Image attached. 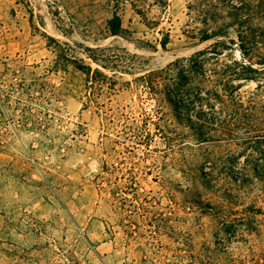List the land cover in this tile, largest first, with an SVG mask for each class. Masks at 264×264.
I'll list each match as a JSON object with an SVG mask.
<instances>
[{
    "label": "rangeland",
    "instance_id": "1",
    "mask_svg": "<svg viewBox=\"0 0 264 264\" xmlns=\"http://www.w3.org/2000/svg\"><path fill=\"white\" fill-rule=\"evenodd\" d=\"M193 54L247 100L264 0H0V264H90L93 220L124 264H264V132L183 106Z\"/></svg>",
    "mask_w": 264,
    "mask_h": 264
},
{
    "label": "trees",
    "instance_id": "2",
    "mask_svg": "<svg viewBox=\"0 0 264 264\" xmlns=\"http://www.w3.org/2000/svg\"><path fill=\"white\" fill-rule=\"evenodd\" d=\"M245 3H242L240 6H234L236 10V18H241L239 15L242 9L245 7ZM240 12V13H239ZM107 28L109 32L113 35L124 34V26H123V18L118 12H114L112 17L108 20ZM209 35H206L204 39L208 38ZM164 48L167 47L168 41L167 39L161 42ZM198 53V52H197ZM204 53V50L199 51V54ZM180 59L177 60L176 63H179ZM187 61H191L189 63V68L179 69L177 78V87L173 93H176L178 96L182 98L183 106L188 104H195L197 102L203 107L206 105L207 107H213V100L220 99L223 101V108L225 110H231L236 118V124L243 129H246L252 133H256L251 140H259L263 141V137L260 133L264 132V78L260 80L259 85L256 90L251 91L247 95V100L244 99L243 93L233 85L230 77H219V79H211V75L209 73L206 74L203 71L202 67H197V58L196 55H191L187 58ZM72 62L76 66V68L82 70L87 74V79L91 77L96 79L97 75H102V72L92 69L91 65L85 64L84 62H80L77 59H73ZM242 68L248 72H254L264 75V69H256L252 67H248L247 65L242 64ZM205 75V82L201 83L197 81V78L200 73ZM245 76V75H244ZM245 78H255L256 75L250 74L246 75ZM217 82V83H216ZM231 96L233 99L232 102H226L224 97ZM205 112H199V118H205ZM191 126L195 129L198 135V139L202 141H207L208 137L206 132L203 131L204 124H200L199 127L196 126V123L191 120ZM263 170L259 167L255 166L252 169V172L255 174H261Z\"/></svg>",
    "mask_w": 264,
    "mask_h": 264
},
{
    "label": "crops",
    "instance_id": "3",
    "mask_svg": "<svg viewBox=\"0 0 264 264\" xmlns=\"http://www.w3.org/2000/svg\"><path fill=\"white\" fill-rule=\"evenodd\" d=\"M89 230L90 239H87L86 244L91 252L87 256L90 264H124L127 259L120 255L121 248L117 240L108 238L100 221L93 220L89 225ZM99 257L106 262L101 261Z\"/></svg>",
    "mask_w": 264,
    "mask_h": 264
}]
</instances>
